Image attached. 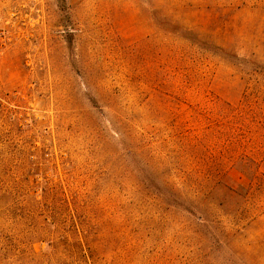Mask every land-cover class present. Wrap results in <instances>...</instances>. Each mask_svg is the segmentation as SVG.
<instances>
[{
    "label": "rangeland",
    "instance_id": "374dc122",
    "mask_svg": "<svg viewBox=\"0 0 264 264\" xmlns=\"http://www.w3.org/2000/svg\"><path fill=\"white\" fill-rule=\"evenodd\" d=\"M0 264H264V0H0Z\"/></svg>",
    "mask_w": 264,
    "mask_h": 264
}]
</instances>
